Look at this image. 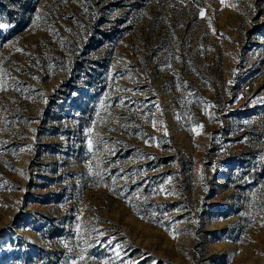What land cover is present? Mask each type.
<instances>
[{"label": "rangeland", "instance_id": "374dc122", "mask_svg": "<svg viewBox=\"0 0 264 264\" xmlns=\"http://www.w3.org/2000/svg\"><path fill=\"white\" fill-rule=\"evenodd\" d=\"M0 24V264H264V0Z\"/></svg>", "mask_w": 264, "mask_h": 264}, {"label": "snow or ice", "instance_id": "6c2138e0", "mask_svg": "<svg viewBox=\"0 0 264 264\" xmlns=\"http://www.w3.org/2000/svg\"><path fill=\"white\" fill-rule=\"evenodd\" d=\"M202 15H203V13H202ZM3 27H6V25H2V24H0V28H3ZM90 143H91V142H90ZM111 242H112V239L110 238V239L107 241V243H111ZM97 243H100V241H97ZM116 254H117V256L119 257V252H117ZM80 259L83 260L84 257L81 256ZM71 264H79V262H78L77 260L73 259V260L71 261ZM121 264H124L123 260H121ZM136 264H138V262H136Z\"/></svg>", "mask_w": 264, "mask_h": 264}]
</instances>
